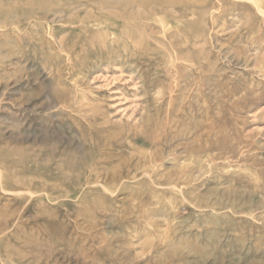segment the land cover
I'll use <instances>...</instances> for the list:
<instances>
[{
  "label": "rangeland",
  "instance_id": "374dc122",
  "mask_svg": "<svg viewBox=\"0 0 264 264\" xmlns=\"http://www.w3.org/2000/svg\"><path fill=\"white\" fill-rule=\"evenodd\" d=\"M0 264H264V0H0Z\"/></svg>",
  "mask_w": 264,
  "mask_h": 264
}]
</instances>
